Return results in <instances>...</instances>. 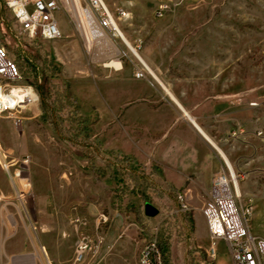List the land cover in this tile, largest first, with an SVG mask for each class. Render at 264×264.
I'll use <instances>...</instances> for the list:
<instances>
[{
  "label": "rangeland",
  "instance_id": "obj_1",
  "mask_svg": "<svg viewBox=\"0 0 264 264\" xmlns=\"http://www.w3.org/2000/svg\"><path fill=\"white\" fill-rule=\"evenodd\" d=\"M103 1L112 11L126 12L120 31L160 81L176 82L174 91L189 103L211 104L205 117L221 115L225 131L264 130V0ZM161 3L167 9L158 16ZM58 21L60 39L28 41L14 31L0 0V45L19 66L22 83L35 89L45 83L52 100L70 97L64 98L63 109L57 104L50 121L42 117L40 103L24 114L21 127L0 118V184L6 186L0 190V264H18L27 256L29 264H50L42 230L45 244L55 246L64 263L71 256L65 264H138L151 242L161 264H232L224 242L216 243L211 258L207 231H197L190 206L202 208L204 201L189 199V211L179 212L178 192L163 183L156 168L133 160L128 166L144 181L128 171L117 179L100 156L90 157L83 137L102 136V122L93 124L107 113L104 87L137 80L133 65L139 59L123 42L119 71L94 64L66 19L59 15ZM141 80L156 81L149 74ZM76 110L83 125L69 120ZM243 135L225 136L224 142L242 156L252 154L245 172L235 174L241 201L252 207L249 230L264 238V138L254 136L261 143L257 146L253 140L244 143ZM16 170L24 172V181L12 178ZM147 205L155 217L145 214ZM80 208L86 215H76ZM82 239L91 247L76 262ZM158 241L167 252L164 261Z\"/></svg>",
  "mask_w": 264,
  "mask_h": 264
},
{
  "label": "built area",
  "instance_id": "obj_2",
  "mask_svg": "<svg viewBox=\"0 0 264 264\" xmlns=\"http://www.w3.org/2000/svg\"><path fill=\"white\" fill-rule=\"evenodd\" d=\"M10 13L14 31L28 41H54L62 37L58 16H63L70 25L74 35L80 40L84 53L90 62L100 64L103 68H116L110 65L117 61L122 68L125 54L121 49L123 39L120 35V21L126 18L123 9L112 11L103 0H1ZM167 9L166 3L158 7V16ZM95 32H98L95 34ZM99 34L103 35L100 36ZM107 44L101 48L100 42ZM124 44V43H123ZM104 45V43H103ZM125 45V44H124ZM103 60L97 59V51H108ZM105 54V53H104ZM134 64V78L144 79L150 72L138 60ZM40 103L36 89L30 84L22 83V75L15 60L6 48L0 45V118L11 119L15 127H21L24 114ZM244 133L241 127L232 131L236 137ZM254 135L264 138V130H256ZM28 158H24V163ZM6 167V166H5ZM23 171L16 170L12 178L24 180ZM11 178V179H12ZM238 177L226 166L214 174L211 180L209 196L201 212L204 217L210 239V257L216 255V243L226 244L232 264H264V238L249 230V217L252 207L241 201L237 192ZM179 212L189 211L186 194L178 192L176 196ZM90 242L82 239L76 245V262L83 259V254L90 250ZM138 264H161L160 254L154 242L142 249Z\"/></svg>",
  "mask_w": 264,
  "mask_h": 264
},
{
  "label": "crops",
  "instance_id": "obj_3",
  "mask_svg": "<svg viewBox=\"0 0 264 264\" xmlns=\"http://www.w3.org/2000/svg\"><path fill=\"white\" fill-rule=\"evenodd\" d=\"M175 83L162 82L163 86L154 80H116L106 84L104 104L107 113L102 120H94L93 124L96 127L102 122L103 133L102 136L94 133L93 139L102 142L105 151L129 157L146 168H156L163 183L177 192H185L187 200L205 203L212 177L227 166L224 157L235 174V171L245 172L253 160L250 159L252 154L245 157L236 147L226 146L224 137H229L236 127L225 131L221 115L205 117V112L212 105L189 103L185 94L179 95L174 91ZM254 133L255 130L244 128L242 139L246 144L253 140L260 146L261 143L253 139ZM260 174L264 177L263 172ZM5 189L6 186L0 184V190ZM193 195L198 197L193 198ZM201 209L190 206L193 216H197V231L200 229L204 234L207 228ZM74 211L76 215H86L81 208ZM44 232L42 230L43 236ZM42 235L50 264L71 263V256L64 263L55 246L52 248L53 245L45 244ZM48 247L52 248L51 253ZM28 257L20 258L17 263L29 264Z\"/></svg>",
  "mask_w": 264,
  "mask_h": 264
},
{
  "label": "trees",
  "instance_id": "obj_4",
  "mask_svg": "<svg viewBox=\"0 0 264 264\" xmlns=\"http://www.w3.org/2000/svg\"><path fill=\"white\" fill-rule=\"evenodd\" d=\"M19 68V66H18ZM37 92L41 98V102H40V109L42 112V117L45 120H49L53 117V115H57V104H59L58 109H63L64 108V98L66 99H70L68 94H63V96H59V98L57 99H53L50 96V91L49 88L47 87V85L45 83L42 84H37L35 85ZM73 106V105H72ZM77 114L75 119H69L72 121L74 120V124L72 125H83V121L81 120L80 115L78 114V111L76 110L75 112ZM83 141L85 142V150L89 153L90 157H96L100 156V159L103 161H106L107 163V168L111 174V176L113 175L115 178L118 177L117 179H121L123 177V174L127 173H131L133 175V177L136 179H139L141 181H144L143 177H140L139 174L137 172H135V168L128 166L129 164L132 165V163L134 162L133 159L126 157V156H118L113 154L112 152L109 151H105L103 150L99 144L98 141L90 138L88 136H84L83 137ZM136 166V165H135ZM138 167V166H136ZM144 168V167H141ZM127 175V174H126ZM147 230V228H145V231ZM157 238V237H156ZM158 239V238H157ZM161 241H158V247L159 250L161 252V255L163 256V261H164V256L166 255V251L163 249L164 247H162V244L160 243ZM160 243V244H159Z\"/></svg>",
  "mask_w": 264,
  "mask_h": 264
},
{
  "label": "bare ground",
  "instance_id": "obj_5",
  "mask_svg": "<svg viewBox=\"0 0 264 264\" xmlns=\"http://www.w3.org/2000/svg\"><path fill=\"white\" fill-rule=\"evenodd\" d=\"M98 32H95V34H97ZM100 36H103V35H101V34H99ZM120 35H121V37H122V39H123V42H124V44L129 48V50L131 51V53L136 57V58H138L142 63H144V61L140 58V56L137 54V52L133 49V47L131 46V44L127 41V39L123 36V34L120 32ZM103 43H104V45H103ZM103 43L102 42H100V44H101V48H103V46H104V48H105V46H107V44L105 43V41H103ZM107 52H109V56H112V51H111V49H109L108 51H102L101 53H100V50H98L97 51V59L98 60H103L104 59V57H105V55L107 54ZM105 53V54H104ZM110 65H112V66H114V67H116V68H119L118 66H120V64H119V62H112ZM144 65L146 66V68H147V70L150 72V74L153 76V78L159 83V84H162V82L157 78V76L154 74V72L144 63ZM163 85V84H162ZM164 86V85H163ZM168 91V90H167ZM187 115V114H186ZM188 116V115H187ZM189 117V116H188ZM190 119V118H189ZM224 159H225V161L227 162V166L231 169V166H230V163L228 162V160L224 157ZM232 170V169H231ZM22 181H24V180H22ZM237 192H238V194H239V197L241 198V195H240V190H239V187H238V185H237Z\"/></svg>",
  "mask_w": 264,
  "mask_h": 264
},
{
  "label": "water",
  "instance_id": "obj_6",
  "mask_svg": "<svg viewBox=\"0 0 264 264\" xmlns=\"http://www.w3.org/2000/svg\"><path fill=\"white\" fill-rule=\"evenodd\" d=\"M145 213L147 216H154L157 212L154 209H152L151 206L147 205L145 208Z\"/></svg>",
  "mask_w": 264,
  "mask_h": 264
}]
</instances>
